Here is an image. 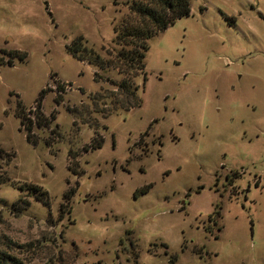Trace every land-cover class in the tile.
<instances>
[{"label":"rangeland","instance_id":"1","mask_svg":"<svg viewBox=\"0 0 264 264\" xmlns=\"http://www.w3.org/2000/svg\"><path fill=\"white\" fill-rule=\"evenodd\" d=\"M127 1L0 0V250L22 264H264V0H190L148 40L140 105L103 118L92 97L120 76L66 46L80 36L107 58ZM42 89L33 146L15 112L33 117Z\"/></svg>","mask_w":264,"mask_h":264},{"label":"trees","instance_id":"2","mask_svg":"<svg viewBox=\"0 0 264 264\" xmlns=\"http://www.w3.org/2000/svg\"><path fill=\"white\" fill-rule=\"evenodd\" d=\"M127 9V13L124 16L120 17L118 21L114 20L112 23L113 46L106 49L107 58L102 57L92 48L84 46V39L80 36L66 46L67 53L77 61L86 62L88 65L102 70L110 68L120 76L117 81L109 77L105 78V81L114 87L113 90L108 92L109 95H94L92 97L94 105L97 103L101 104L100 113L102 112L103 118L116 111L127 112L140 105L138 97L139 86L136 80L141 77L143 82L145 81L144 57L148 49V40L158 32L166 29L175 20L187 17L190 14V0H130L127 1ZM25 56V53L18 51L9 53L10 59L13 60L17 58L22 61ZM0 64H4L1 59ZM5 64L12 65L10 60H7ZM94 77L95 81H97V78L100 79L98 74L94 75ZM61 88L62 86L57 84L56 90L59 91ZM44 93L45 89H42L34 102L33 117L27 114L31 110L26 112L21 102L18 103L15 112L26 141L33 146H36L39 141V138L34 133L35 128L45 127L47 122L46 118L39 112ZM94 141V146H90V150L99 148L103 139L99 138V140ZM44 143L46 146H50L48 140H45ZM8 180L7 177L0 174V184ZM18 187L28 190L34 201L40 202L44 206H49L48 195L40 186L22 184ZM150 187L151 184L144 186L136 191L134 196L145 194ZM67 195L70 196L69 194ZM29 206L30 202L22 198L11 204L12 210L16 213L26 210ZM60 207L62 208V206ZM68 212L70 213V210ZM213 225L216 226V230L220 229L215 220H213ZM207 231L211 234L210 229ZM174 260L175 257L172 258L171 263ZM0 264H22V262L8 252L0 250Z\"/></svg>","mask_w":264,"mask_h":264}]
</instances>
